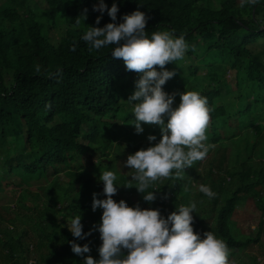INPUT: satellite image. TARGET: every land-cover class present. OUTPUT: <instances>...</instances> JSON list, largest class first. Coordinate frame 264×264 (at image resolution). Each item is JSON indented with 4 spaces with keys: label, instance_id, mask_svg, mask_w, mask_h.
Instances as JSON below:
<instances>
[{
    "label": "trees",
    "instance_id": "trees-1",
    "mask_svg": "<svg viewBox=\"0 0 264 264\" xmlns=\"http://www.w3.org/2000/svg\"><path fill=\"white\" fill-rule=\"evenodd\" d=\"M29 1L0 0V169L6 173L0 174V187L6 197L20 194L36 227L19 229L15 224L24 219L0 207V224H6L0 226V264H84V257L72 252L70 241L88 244L91 252L84 256L99 259V232L94 230L85 239H76L61 214L68 209L71 220L80 215L84 233L99 225L103 210L92 211V194L105 198L100 180L105 171L116 174L115 201L124 200L129 207L139 204L141 208L159 209L165 218L179 206L195 202L193 229L201 238L210 231L223 239L233 264H264V254L258 249L255 254L245 252L258 244L264 230V147L258 158L251 151L250 156L238 159L237 148L233 155L234 151L221 143L251 147V140L238 138L248 134L260 119L251 103L264 106V100L255 98L256 93L264 94V50L260 51L264 48L254 50V44L264 39V0L243 8L240 0H224L219 7L211 6L212 0H103L109 8L113 2L117 4L116 23L136 10L149 16V38L153 32L173 30L177 37L184 35L190 46L186 56L196 65H186L184 59L168 64L167 70L176 71L169 81L171 86L185 69L190 79L199 82V74L223 88L219 76L222 67L213 59L227 55L237 75L235 85L243 83L245 88L239 93L241 99L247 97L244 110L234 115L225 112L216 86L207 84L201 89L212 109L208 128L212 138L207 143L219 147L186 169L183 179L156 182L148 190L159 189L152 203L145 202L134 187H123L132 170L124 167L128 155L118 133L125 132L121 120L133 113L126 111L120 118L118 113L127 109L123 98L131 95L125 88L138 77L126 70L121 59L111 56V46L90 52L81 39L90 26L103 27L113 21L106 11L92 10L100 0H41V12L31 9ZM84 8L88 9L85 20L80 16ZM60 12L65 31L55 44L50 32L58 26ZM97 16L101 17L99 25L95 23ZM239 73L245 76L244 82L238 81ZM6 76L11 79L9 85ZM234 118H238V126L228 127L230 131L218 136L215 126L223 127ZM113 124L119 129L112 133ZM256 128L263 126L259 124L252 131L259 139ZM155 143L128 144L129 155ZM61 173L66 175L65 186L58 179ZM40 179L47 187L38 185L34 190L31 181ZM202 184L210 186L216 197L210 199L200 192ZM243 203H254L258 212L255 231L245 230L236 215ZM52 204L59 206L56 211Z\"/></svg>",
    "mask_w": 264,
    "mask_h": 264
},
{
    "label": "clouds",
    "instance_id": "clouds-1",
    "mask_svg": "<svg viewBox=\"0 0 264 264\" xmlns=\"http://www.w3.org/2000/svg\"><path fill=\"white\" fill-rule=\"evenodd\" d=\"M258 3L259 0H240V7ZM92 10L101 14L106 11L113 22L103 27L90 26L81 39L89 45L90 52L111 46V56L121 59L126 70L138 74L135 91L126 100L133 104L132 125L136 134L143 133L142 123L160 129L158 143L137 150L124 161V167L132 172L123 187H134L145 202L152 203L159 189L148 190L156 182L183 179L185 170L204 160L214 147L206 143L212 109L199 92L169 94L163 90L166 82L176 75L175 69L167 70L166 66L183 60L189 50L183 34L177 37L174 30L153 32L149 38L146 25L150 17L139 10L125 14L123 22L116 23L119 8L115 2L109 8L100 0ZM87 13L84 8L80 16L85 20ZM100 19L97 16V25ZM36 70L40 71L39 66ZM176 95L180 101L174 107ZM156 139L155 135L147 136L149 142ZM116 179L114 172L105 171L100 176L105 198L97 199L98 194H92V211L103 210L99 225L84 233L81 216L77 215L68 227L76 239H85L94 230L100 234L99 259L84 256L91 252L88 244L69 242L72 252L84 257V264H231L230 249L223 239L210 231L201 238L194 231L195 202L179 206L165 218L159 209L141 208L139 204L129 207L124 200L115 201ZM199 191L210 199L217 195L203 184Z\"/></svg>",
    "mask_w": 264,
    "mask_h": 264
},
{
    "label": "rangeland",
    "instance_id": "rangeland-1",
    "mask_svg": "<svg viewBox=\"0 0 264 264\" xmlns=\"http://www.w3.org/2000/svg\"><path fill=\"white\" fill-rule=\"evenodd\" d=\"M212 4L211 6L213 7H219L221 3H223L224 0H212ZM29 4L31 6V9L33 10H37V11H42V7H44L43 2H41V0H31L29 1ZM62 15L61 12L58 13L57 15V21H58V26L54 29H52V31L50 32V36H51V41H53L55 44L58 43L61 35L64 33L65 31V24L62 22ZM243 31L241 30L240 33H242ZM262 49L264 48V39H260L258 40L255 44H254V50L256 49ZM203 51H206L205 46H203ZM264 49L260 50L263 51ZM213 60H216L214 62H216L217 64L221 65L222 67V71L219 72V76H220V82L224 83L223 84V88L222 87H217L215 83H212L209 79L202 77V75H199V79L197 82L194 78L190 79L191 76L188 73L187 74V70L183 69L179 72V75H183L182 77H180V79L176 80V85H172L169 82L170 80H168L166 82V84L163 86V90L169 94L173 93V92H183V91H196V92H201V89L209 84L211 86H216L215 90H220V96L222 95V102L224 105V109L225 112L229 113V114H235V113H240L242 110H244V101L246 100L247 97L244 96L243 99H241L240 94L239 93H243V91H245V88H243L241 85H235V81L237 79V75L236 73H234L235 71L231 70L232 68H230L231 66H229V62L230 59L229 57H227V55H221V56H216ZM184 63L186 65H196L195 60L188 58L185 55L184 58ZM201 64V63H200ZM170 68V67H169ZM186 71V72H185ZM135 77H138V74H135ZM207 79V81L205 80ZM134 81H132V83L130 84V86L126 87V91H128L130 94H132L135 91V85H134ZM238 81L240 82H244L245 81V76L243 74H238ZM11 82V79L6 76V84L9 85ZM239 82V84H240ZM227 83V85H226ZM180 85V86H179ZM179 86V87H177ZM210 89H212L210 87ZM222 91V92H221ZM124 93V92H122ZM259 98L264 100V94L261 93L258 95L257 93L255 94V98ZM129 96L126 95V98L124 97L123 100H127ZM218 101V98L216 99ZM179 95H176L175 97V102H174V107L177 106L179 104ZM252 105H254V107L257 109V113L260 114V119L258 121H256V123L254 124L253 127H250L249 130H247L249 133L240 136L238 139H242V140H246L249 139L251 140V147H246L244 149H241L239 145L234 144L233 142H221L225 145H227V147L234 151V153H232L233 155L236 154V148L240 151L239 155H238V159H243L246 158L247 156H250L252 153L251 151H253L254 155L257 156L256 158H258V156H260L262 154V150L261 148L264 147V119L262 117V114H264V106L262 105V103L257 102V103H251ZM126 107L127 109L125 111L120 110L119 111V118L123 115L126 114V111L132 110L133 109V104H129L126 101ZM133 119L134 116L132 115L131 117H129L127 120L123 121L121 120L122 124L124 125L123 127L125 128V132L124 133H118V135L122 138L121 143H123L122 145V149L126 152V155H129V147L127 148L128 144H137L138 142L141 141H145V142H149L147 140V136L148 135H155L156 136V142L158 143L159 139H160V129L157 126H150V125H146L142 123V127L144 129L143 133L141 134H136L135 132V128L134 125H132L133 123ZM166 122V121H165ZM113 123V121L111 122ZM118 124V123H117ZM239 121L238 118H234L231 119L225 126L223 127H219V124H217L215 126L216 130H217V135L218 136H224V134L230 129H228V127H233V126H238ZM259 124H262L263 128L262 129H257L256 131H259V139H257L255 137V134L252 132L253 130H255V127L258 126ZM112 128V133L114 132L113 129L118 130L119 128H115L114 124ZM260 131H262L260 133ZM207 141L208 142L209 138H212V133L211 131H207ZM155 142V141H153ZM256 143L257 146L253 147L252 143ZM214 147H212L210 150H213L215 148H218L219 145L217 144H213ZM125 147L127 148L125 150ZM120 153V152H119ZM0 174L5 175L6 173L0 169ZM58 179L59 182H61V184L63 186H65L64 184V180L66 179V175L64 173H61L60 175H58ZM31 187L36 190V186L38 185H44L45 188L47 187V182L46 181H42L41 179L36 181V180H32L31 181ZM4 185V184H2ZM47 190V189H46ZM48 191V190H47ZM60 192V191H59ZM59 192H54L55 194L59 193ZM20 194L16 195V197L11 198L10 196L6 197L4 195V190L1 191V187H0V207H5L7 209H9L10 213L12 216H21L24 221H17L15 226L18 227L19 229L22 228H33L36 227L35 225H33V221L31 219L30 216V212L28 213L27 211H25L28 207V203L26 201H22V199H19ZM25 206V208H22V206ZM51 206H53V208L56 209L59 207L58 205L52 204ZM254 203H247V205H245V203L240 204L238 206L239 211L236 213L237 217L240 219V222L243 223L242 227H244V229L247 231L248 230H252L255 231L257 224H258V212L254 209ZM60 216V215H59ZM61 217H63V219H65L67 225L68 223L70 224L71 221V214L68 213V209H64L63 213L61 214ZM248 218V219H247ZM247 219V220H246ZM30 220V221H29ZM245 223V224H244ZM5 223H1L0 226L1 227H5ZM13 226H9V229H12ZM3 245L0 244V249ZM256 249H258V251H261L264 254V230L261 232V238L260 241L258 242L257 245H254V247H248L246 248L245 252L246 253H257ZM261 256H258V259L261 260ZM263 261V260H262Z\"/></svg>",
    "mask_w": 264,
    "mask_h": 264
},
{
    "label": "built area",
    "instance_id": "built-area-1",
    "mask_svg": "<svg viewBox=\"0 0 264 264\" xmlns=\"http://www.w3.org/2000/svg\"><path fill=\"white\" fill-rule=\"evenodd\" d=\"M231 264H233V263H231Z\"/></svg>",
    "mask_w": 264,
    "mask_h": 264
}]
</instances>
